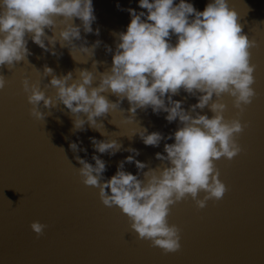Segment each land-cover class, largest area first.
<instances>
[{
    "label": "water",
    "instance_id": "1",
    "mask_svg": "<svg viewBox=\"0 0 264 264\" xmlns=\"http://www.w3.org/2000/svg\"><path fill=\"white\" fill-rule=\"evenodd\" d=\"M92 2L96 16L94 32L84 33L81 28L84 40L75 43H101L93 57L79 47L71 48L77 61L87 63L74 60L69 47H61L59 42L55 45L57 55H53L29 39L27 47L32 54L28 63L20 61L11 70L0 67V74L7 80L0 90V264H264V0H229V6L239 15L243 32L255 39L258 46L251 49L257 95L240 117L248 125L238 137L243 151L232 160L215 161L219 178L228 191L222 200H209L203 209H198L190 197L171 206L168 222L181 229V248L167 254L149 241L138 239L127 216L116 207H105L98 189L81 182L76 169L81 165L75 157L79 155L94 165L92 156L99 155L106 162L104 179L116 173L118 162L133 155L125 150L129 147L139 150L136 160L156 167L161 161L155 154L166 155L164 144L173 143L174 138L164 139L154 147L146 146L134 133L142 126L149 133L159 131L167 138L178 128V121L169 123L166 113L157 115L150 107L137 109L135 120L129 121L127 99L120 103L124 111L118 107L97 118L104 135L87 124L85 130L73 132L72 115L63 104L53 108L45 121L29 115L30 105L21 84L23 77L31 82L40 81L44 88L51 79L44 77L45 64L58 76L71 71L75 78L76 69L92 70L93 59L100 62L97 71H105L111 66L118 42L115 34L126 31L130 22L127 9L146 12L139 7V0ZM189 2L203 11L210 0ZM74 22L80 24L78 18ZM45 31L52 35L50 30ZM171 42H176L174 35ZM106 45L113 51L108 52ZM44 90L55 99L54 88ZM104 95L112 102L118 99L111 93ZM172 99L183 100L186 110L197 103L196 97L183 90ZM223 100L227 104L225 117H233L237 110L232 106V98L225 95ZM197 111L212 115L208 108ZM91 137L114 139L122 148L114 155L98 153ZM70 142L87 151L74 153ZM124 170L138 173L135 163H125ZM33 221L48 225L39 238L30 227Z\"/></svg>",
    "mask_w": 264,
    "mask_h": 264
},
{
    "label": "clouds",
    "instance_id": "2",
    "mask_svg": "<svg viewBox=\"0 0 264 264\" xmlns=\"http://www.w3.org/2000/svg\"><path fill=\"white\" fill-rule=\"evenodd\" d=\"M139 7L146 12L127 9L130 22L126 31L115 34L118 42L111 66L105 71L98 72L100 62L93 59L92 70L76 69L73 78L71 71L58 76L45 64L44 77L51 79L44 88L40 81L31 82L27 76L21 84L33 119L45 121L53 108L63 104L72 115L73 132L85 130V124L100 131L103 125L97 118L120 108L125 99L130 105L129 121L135 120L137 109L149 107L157 115L166 113L169 123L178 121V128L167 138L142 126L134 133L146 146L158 147L162 140L174 138L173 143L164 144L166 155L155 154L161 161L156 167L136 160L139 150L129 147L125 150L133 155L118 162L116 173L104 179L106 162L99 155L93 154L94 165L79 155L75 157L81 165L75 167L81 182L98 189L105 207H116L125 214L138 239L167 254L181 248V229L168 222L171 206L190 197L198 209H203L209 200H222L228 191L215 161L232 160L243 151L238 137L248 125L240 117L257 95L251 49L258 45L243 32L229 0H210L203 11L189 0H139ZM77 18L80 24L74 22ZM95 20L92 0H0V67L11 70L20 61L28 63L32 54L27 47L29 39L53 55H57L55 45L59 42L61 47H69L71 55V48L79 47L93 57L100 40L91 46L86 40L79 46L75 41L84 40L81 28L84 33L94 32ZM95 34L99 35L98 28ZM173 35L175 44L171 42ZM6 83L0 74V90ZM49 86L55 89V99L44 90ZM181 90L197 98L188 110L183 100L172 99ZM104 93L117 96V101H110ZM225 95L232 98L237 110L231 118L225 117ZM205 108L211 117L197 111ZM90 140L101 154L114 155L122 148L114 139ZM69 147L74 153L87 151L76 142H70ZM125 163H135L138 173L125 171ZM30 227L39 238L48 225L33 221Z\"/></svg>",
    "mask_w": 264,
    "mask_h": 264
}]
</instances>
